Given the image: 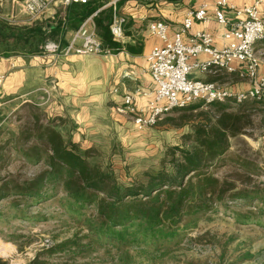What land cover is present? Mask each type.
<instances>
[{
	"label": "trees",
	"instance_id": "trees-1",
	"mask_svg": "<svg viewBox=\"0 0 264 264\" xmlns=\"http://www.w3.org/2000/svg\"><path fill=\"white\" fill-rule=\"evenodd\" d=\"M97 7L92 1L71 4L66 19L77 26ZM108 21V10L94 17L102 44L115 53L123 46L112 40ZM0 30L32 52L46 40L38 23L19 28L0 20ZM20 109L17 131L0 129V168L10 154L39 167L27 177L0 173V218L3 208L27 218L29 205L61 195L59 207L85 231L40 248L26 264H78L79 256H88L96 247L122 250L171 243L216 212L218 205L231 209L228 214L240 224L255 220V211L244 205L260 202L264 211L262 189L238 183L240 175L249 180L258 175L257 165L231 151L229 143L255 125L264 127V98L236 104L195 101L171 109L157 123L186 125L188 131L181 135L180 144L166 149L159 169L145 171L141 180L129 183H120L103 167L95 159V149L83 148L69 137L65 118L32 103ZM5 130V137L1 136ZM223 165L231 167L228 175L216 173ZM0 264L8 262L0 258Z\"/></svg>",
	"mask_w": 264,
	"mask_h": 264
},
{
	"label": "crops",
	"instance_id": "crops-1",
	"mask_svg": "<svg viewBox=\"0 0 264 264\" xmlns=\"http://www.w3.org/2000/svg\"><path fill=\"white\" fill-rule=\"evenodd\" d=\"M21 1L0 0V11L11 17L13 22L8 24L13 27L20 28L29 23L28 17L20 10ZM225 1L226 16L230 21H236V13L229 8L242 9L257 0ZM120 2L119 12L126 21L124 38L119 41L123 48L115 53L64 55L60 51L53 53L45 49L44 45L48 48L66 46L82 23L76 26L66 19L68 7L60 4L52 5L41 17L47 27L44 30L45 44H41L43 50H14L8 45L14 40L13 36L0 30V106L10 105L14 111L25 103H32L42 106L49 114L62 116L67 120L64 131L83 148L116 141L127 146L136 136L145 134L148 128L137 130L130 117L117 112L116 108L122 105L123 95L130 93L137 107L147 112L155 83L147 70L146 55L160 42L150 34L148 23L154 20L166 22L172 36L175 31L181 30L189 10L206 4L212 16L215 0H159L151 4L135 0ZM258 9L264 12V0H260ZM225 29L214 20L209 23L194 21L182 36L186 41L197 31H208L212 34L214 46L221 48L227 43L222 37ZM204 58L200 56V59ZM192 76L221 84L228 82L219 81L222 76L230 81L240 79L236 72L223 70L205 74L194 72ZM232 83L227 84L232 89L245 88L238 82H234L233 86Z\"/></svg>",
	"mask_w": 264,
	"mask_h": 264
},
{
	"label": "rangeland",
	"instance_id": "rangeland-1",
	"mask_svg": "<svg viewBox=\"0 0 264 264\" xmlns=\"http://www.w3.org/2000/svg\"><path fill=\"white\" fill-rule=\"evenodd\" d=\"M120 4L121 2L118 3ZM44 21V19L34 22L29 20L25 25L40 23L39 25H43V30H47ZM12 43L8 42V45L14 50L28 49L27 45L17 40H12ZM37 47L38 50H43L41 44ZM255 50L259 57L258 75L264 77V43H256ZM219 81H228L226 84L233 82L232 86L235 85L234 82H238L239 86L242 84L245 87L238 90H246L249 87L246 78L241 80L235 78L230 81L226 76H222ZM20 108L12 111L10 105L0 106V129L17 131L16 113L21 110ZM21 111L20 113L23 112ZM187 131L186 125L175 127L166 123H156L148 128L145 134L132 139L126 144L127 146L116 141L100 143L90 148L96 150L95 159L112 171L120 183H129L132 180H141L145 171L159 169V162L166 149L180 144L181 135ZM5 135L6 130L1 136L5 137ZM229 143L231 151H235L241 158L254 162L258 169V175L250 176V180L242 175L238 176L243 182L238 181L239 185H257L262 189L261 195H264V127L255 125L246 130L245 134L230 138ZM37 168L35 164L27 162L24 158L10 154L4 166L0 168V173L9 172L27 177ZM230 168L228 165H223L216 169V173L221 176L228 175ZM60 196L53 198L54 200L51 198L29 205L26 209L27 218L15 216L12 210L3 208L0 218V258L6 260L8 264H26L40 248L71 237L76 232L80 235L85 233V231L81 232L79 227L68 219L66 212L59 207ZM243 208L253 209L255 220L240 224L228 214L231 209L228 212L222 208V205H218L216 212L199 221L187 231L186 235L181 234L174 242L127 247L122 250L96 247V250L88 256H79L77 263L264 264V211H260L262 205L254 201L244 205Z\"/></svg>",
	"mask_w": 264,
	"mask_h": 264
},
{
	"label": "built area",
	"instance_id": "built-area-1",
	"mask_svg": "<svg viewBox=\"0 0 264 264\" xmlns=\"http://www.w3.org/2000/svg\"><path fill=\"white\" fill-rule=\"evenodd\" d=\"M95 2L96 10L87 16L73 33L68 44L62 48L54 45L45 49L64 55L75 53L84 55H106L112 53L105 47L96 33L94 17L104 9L109 11L108 30L111 38L119 42L124 38L125 18L119 12L118 3L122 0H22L20 10L30 21L41 19L48 9L55 4L64 7L74 3ZM151 4L159 0H135ZM260 0L242 9L230 7L238 19L230 21L226 16L225 0H215L212 16L207 5L187 12L182 28L169 35V25L162 20L148 23L150 34L160 42L154 45L146 55L147 70L155 83V89L144 113L135 103L132 94L123 95L122 105L116 108L119 113L130 117L136 129L142 131L154 126L173 108H183L195 101L204 104L212 102H230L236 104L246 99L264 98V77L258 75L259 57L255 45L264 38V12L258 9ZM0 20L12 23L11 17L0 11ZM214 20L226 27L222 33L227 42L218 48L213 44L212 34L208 31H197L186 41L183 32L190 29L194 21L209 23ZM79 42V45L77 43ZM203 55L206 58L200 59ZM238 73L249 81L246 90H234L227 84L208 81L192 76L198 73H216L219 71ZM47 93V92H46ZM49 96V94H47Z\"/></svg>",
	"mask_w": 264,
	"mask_h": 264
}]
</instances>
